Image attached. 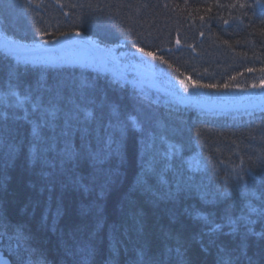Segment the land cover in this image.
Listing matches in <instances>:
<instances>
[{
    "label": "trees",
    "instance_id": "1",
    "mask_svg": "<svg viewBox=\"0 0 264 264\" xmlns=\"http://www.w3.org/2000/svg\"><path fill=\"white\" fill-rule=\"evenodd\" d=\"M0 34L23 44L53 43L81 35L102 47L148 52L175 79L207 91L264 81V0H0ZM10 70L22 74L24 86L41 76L50 86L94 83L129 124L122 157L112 156L102 165L113 174L114 182L100 198L99 187L87 197L71 188L62 191L59 184L49 192L40 166L28 167L29 127L13 126L9 121L15 128L14 139L6 132L0 146V182L4 184L0 216L6 218L9 228L0 239V249L11 264H17L7 247L15 225H24L23 231L32 237L26 246L34 251L30 256L21 253L30 264H139L138 252L146 242L148 256L158 264H180L178 247L187 249L192 264H215L219 249L202 247L208 244L207 238L201 240L198 235L203 226L185 209L212 213L221 223L229 206L236 216L242 210L247 212L248 200L253 206L260 205L251 196L243 197L244 191H255L264 199V98L245 110L225 106L219 111L196 112L143 97L129 84L86 68L19 63L0 50V86L4 90H8ZM11 90L23 95V86ZM145 116L152 117L157 135L166 137L165 142L157 141L162 152L167 143L179 145V156L173 153L171 157L173 171L183 172L194 191L182 196L178 204H157L143 190L139 133L132 128V118L142 122ZM21 141L13 161L9 145ZM72 143L80 148L79 135L72 137ZM90 171L87 164L80 168L85 182ZM165 179L171 181L173 172ZM149 183L159 187L155 178ZM201 194L216 203H203ZM58 210L62 214L53 231ZM253 219L257 220L254 232H264V219ZM165 233L178 235L181 244L166 238ZM216 244L235 250L222 254L229 264H264V237L249 236L243 255L239 235H219ZM166 247L171 249L167 255Z\"/></svg>",
    "mask_w": 264,
    "mask_h": 264
},
{
    "label": "snow or ice",
    "instance_id": "2",
    "mask_svg": "<svg viewBox=\"0 0 264 264\" xmlns=\"http://www.w3.org/2000/svg\"><path fill=\"white\" fill-rule=\"evenodd\" d=\"M144 55L152 54L145 52ZM12 81H15V84ZM22 86L23 95L11 90ZM7 88L8 90H4L3 86H0V91H3V95L0 96V146L4 144L6 132L14 139L15 128L9 126V121L13 126L18 123L27 125L29 127L26 152L28 167L31 169L37 165L40 166L43 170L41 175L48 182L49 192L59 184L62 191L71 188L87 197L99 187L98 195L103 198L108 186L114 181L113 174L107 172L102 165L112 156L122 157V149L129 132V124L122 118L124 114L117 110L118 106L108 101L104 93H98L95 84L88 81L71 85L57 83L55 86H50L41 76L34 79L31 84L24 86L22 74L16 70H10ZM68 89L71 91L66 96L65 92ZM151 122V116H145L142 122H137L136 118H132V128L139 133L137 155L142 173L143 190L157 204L161 201L178 204L180 198L192 193L194 188L185 181L183 172L173 171L171 157L173 153L179 156V145L167 143L162 152L157 141L165 142L166 137L158 136ZM76 135L80 137L79 149L75 148L72 143V137ZM22 143L21 141L9 145L13 161L19 155ZM84 164L91 169L87 182L80 172ZM170 171L173 172L171 181L165 179V175ZM150 178H155L159 187L154 188L149 183ZM4 179L6 180L7 177ZM261 180L264 181V177H261ZM3 188L4 184L0 182V190ZM242 196L245 198L251 196L260 201V205L253 206L251 200H248L245 204L247 212L244 213L242 210V214L236 216H233L231 206H229L224 210L221 223L216 222L212 213H205L202 210L190 213L185 209L194 222H199L203 226L198 235L201 240L207 238L208 244L202 247L205 250L212 246L219 249L215 264H229L227 257L222 254L235 251L223 245H217L216 239L219 235L232 237L239 235L242 255L246 254L249 236L264 237V232H254L252 227L257 223L253 216L264 219V199H261L255 191H244ZM201 200L205 204L216 203L215 200H209L206 194H201ZM61 214L62 210H58L54 216L53 231H55L56 221ZM137 215L142 216V213H137ZM44 220H47V215ZM11 227L14 234L8 236L7 247L12 249L17 264H30L21 253H27L30 256L34 251L26 246L32 237L25 234L24 225ZM8 228L6 218L0 216V229H3L0 230V239L5 236ZM203 228H206V231ZM140 231L142 232V227ZM165 236L181 244L178 235L173 237L170 233H165ZM13 242H15L14 248ZM148 252L149 244L146 242L143 249L138 252L139 264H158L157 260L148 256ZM169 252L171 249L166 247L165 254ZM176 252L180 258V264H192L186 255L187 249L181 250L178 247ZM250 264H255V262L250 261Z\"/></svg>",
    "mask_w": 264,
    "mask_h": 264
},
{
    "label": "rangeland",
    "instance_id": "3",
    "mask_svg": "<svg viewBox=\"0 0 264 264\" xmlns=\"http://www.w3.org/2000/svg\"><path fill=\"white\" fill-rule=\"evenodd\" d=\"M0 50L19 63L86 68L129 84L143 97L191 107L196 112L219 111L225 106L245 110L264 98V81L251 86H231L221 92L203 90L186 80L175 79L154 56L119 46L102 47L81 35L63 37L53 43L23 44L0 34Z\"/></svg>",
    "mask_w": 264,
    "mask_h": 264
}]
</instances>
